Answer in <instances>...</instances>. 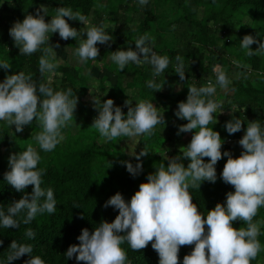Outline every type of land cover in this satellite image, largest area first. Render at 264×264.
I'll return each instance as SVG.
<instances>
[{"label":"clouds","instance_id":"clouds-1","mask_svg":"<svg viewBox=\"0 0 264 264\" xmlns=\"http://www.w3.org/2000/svg\"><path fill=\"white\" fill-rule=\"evenodd\" d=\"M137 2L146 6L149 0ZM46 15L48 8L42 5L35 15H27L9 30L21 55L44 53L39 60L42 76L54 73L60 63L55 50L60 45H51L49 34L58 33L65 41L76 39L79 47L75 49V59L81 64L97 59L100 55L98 43L113 41L104 25L88 26L87 17L79 11L59 7L50 21H46ZM69 20L82 22L86 31L72 27ZM81 35L86 39H79ZM153 43L154 38L145 34L135 41V49L129 47L112 52L110 60L121 72L129 64L150 65L153 79L147 81V87L158 91L164 83H157L155 78L165 73L170 60L157 54ZM253 44H259L257 50L252 49ZM240 47L246 50L247 56L264 55V43L252 35L244 36ZM175 59V73L183 81L186 79L184 60L180 55ZM0 69L8 70L11 66L0 58ZM214 71L215 82L209 80L205 86L189 87L187 100L178 104L176 117L188 123L179 126L177 134L196 130L191 142L181 149L182 157L168 158L166 168L161 165L155 173L149 174L147 182L140 184L130 202L119 192L106 201L105 208L111 206L119 211L115 220L102 222L94 232L83 229L78 236L80 243L69 246L65 253L67 259L75 258L77 264H131L122 245L127 243L138 252L151 242L158 253L159 264H179L180 248L185 245H194V249L184 256L183 264H250L264 250L258 240L264 222H253L258 210L264 207V125L258 121L248 123L245 135L239 140L244 149L239 158L222 151L224 141L220 133L208 126L217 123L214 120L217 110L223 111V104L213 99L217 86L228 90L232 80L225 71ZM125 103L131 105L132 100ZM77 104L78 97L74 96L73 89L54 90L50 76L48 83H37L30 74L19 72L7 75L0 82V121L15 125L16 132H22L34 119L38 121L42 131L34 139L43 152L54 151L65 139L62 129L73 119ZM94 104L99 115L92 126L106 142L121 137L132 142L131 154L138 163L125 162V165L134 177L140 175L143 172L141 158L151 151L145 147L137 154L136 138L154 134L156 126L165 122L164 115L152 101H137L126 116L113 99L101 102L96 98ZM243 123L244 120L233 116L225 124L226 131L229 135L235 134L242 130ZM224 157L228 159L220 179L235 191L228 192L226 202L218 203L205 216L193 202L190 189L200 188L205 181L216 183V165ZM185 158L190 159L187 167L182 162ZM205 158H209L207 162ZM40 161V152L31 146L9 157L10 170L5 173V181L25 195L10 204L7 211L0 205V228H19L21 220L27 225L38 215L55 213L56 197L52 188L42 187L45 170L38 167ZM29 185L34 186L30 194L25 191ZM236 221H242L247 227L237 229L234 227ZM35 235L31 228L26 231L29 239H34ZM3 243L0 240V245ZM9 249L6 260H0V264H12L25 254L31 255L25 264H45L40 256L33 255L31 244L13 241Z\"/></svg>","mask_w":264,"mask_h":264},{"label":"trees","instance_id":"trees-1","mask_svg":"<svg viewBox=\"0 0 264 264\" xmlns=\"http://www.w3.org/2000/svg\"><path fill=\"white\" fill-rule=\"evenodd\" d=\"M157 1L165 4L168 0ZM176 3L184 8L182 10L184 14L181 15L183 18L187 19L192 15L194 16V20L191 22H194L197 28L196 34L191 35V40L187 45L179 51L175 49V51H171L175 57L177 55L184 57L186 79L183 80V90L163 92V88L158 91L149 89L147 81L153 79V77L145 72L146 64L137 66V68H133L135 64H129L121 72L114 63H106L104 64L105 69L118 75L119 78L115 85H107V76L103 77L101 85L108 90V94L101 97V99L103 101L113 99L115 105L120 106L126 116L128 110L125 100L128 97V89L139 90L141 99L154 100L160 97L172 102L166 107L165 112H161L165 121L177 119L179 128V126L188 123L187 120L177 118L175 113L178 104L187 100L189 87L193 85L197 87L205 86L209 80L215 82L214 66L217 63L233 68V65H236L235 67L238 66L239 70L227 69L226 73L232 79L230 86L235 89L232 105L229 108L233 107V103H235L238 109L235 108L232 115L219 118L216 124L212 123L208 127L220 133L224 141L222 151H229L232 153L233 158H239L243 150L240 152L233 151L232 146L227 143L228 140L242 139L245 133L244 128L247 129L248 123L258 121L264 125V114L261 113V110L264 109V55L247 56L246 50L240 47L242 39L236 41L229 37L223 39L224 31L222 29L228 26L229 22L237 15L241 16V20L244 17H251L252 23L248 24L249 27H245V29L250 32V35L264 43V0H189L187 3L176 0ZM109 4L110 2L105 4L102 0H13V4L6 3L2 9L10 10V6H12L14 9L27 10L35 14L40 6L48 5L47 17L50 19L51 16L56 14L57 8L66 7L71 8L73 11H79L88 19L90 14L94 13L95 6H109ZM144 11L147 12L145 14L146 19L144 18L141 22L140 26L142 28L136 31L128 29L124 24L125 19L117 16V26L113 32V37L118 45L122 42L124 35L137 36L142 29H145V34H147L148 30L152 29L153 23L156 22V14L150 7L148 8V4L144 7ZM10 18L1 15L0 12V20L3 23ZM68 22L72 27L80 30V21L69 20ZM12 44L15 45L13 38L7 36L0 23V58L5 59L11 66V69L8 70L0 69V82L7 75L24 72L30 74L37 83H48L46 75L42 76L39 72V60L44 53L38 51L31 56L21 55L19 48L16 45L13 48ZM67 44L75 48L79 47V42L74 38H69ZM156 45L158 53L165 56L163 52L166 48L165 45ZM251 47L253 50H257L259 44H253ZM167 57L170 60L169 67L156 81L157 83H164L163 87H172L176 81L182 80H180L179 74L175 73L176 59H171V56ZM96 60H89L87 64H82L81 67L59 65L55 70V78L59 83L54 80L51 87L57 91H66L68 88H72L74 96L78 97V101L83 108H86L84 99L92 87L85 70L94 68ZM130 70L135 76H133V79L127 80L125 74ZM238 71L241 72V79L237 77ZM244 96L254 102V106L248 105L247 101L243 102L241 97ZM131 105L135 107L136 104L132 103ZM233 116L244 120L243 126L245 127H242L241 131L229 135L225 124ZM93 123L90 125L88 133L90 139L70 140L62 147L58 145L52 152H43L34 139L42 131L38 121L34 119L31 125L25 126L33 131L31 133L25 132L23 135L14 133L12 126H9L5 121L2 122L0 125V205L7 211L10 204L25 195V192H17L5 181V173L10 170V156L4 150L13 147L16 151L21 152L30 146H37V151L41 155L38 167L45 170L42 177V187L53 189L57 208L54 214L44 213L38 215L30 224L25 225L21 220L19 228H0V240L4 242L3 245H0V260H6L11 243L16 241L20 244H31L34 249L33 255L40 256L45 264H77L75 258L67 259L65 253L69 246L80 243L78 236L82 234V230L87 228L90 232H94L102 222H113L119 214V211L111 206L105 208L106 201L119 192L130 202L132 196L139 190L140 184L147 182L149 174L155 173L161 165L167 167L168 159L163 152L148 149L151 151L149 155L141 158L143 172L134 177L127 171L125 162H131L135 165L138 161L135 158L133 160L128 158L123 150L116 152L113 149L114 141L107 144L100 143L98 140L100 134L92 126ZM66 130H69L68 125L62 129V132ZM195 132L196 130L179 134L173 145L174 150H176L185 135H190V143ZM153 136L154 134L141 137L138 144V153L145 148L147 141ZM166 142L163 141L164 144ZM208 159L205 158V161L207 162ZM227 159V157L222 158L216 165L218 176L216 183L205 181L200 188L190 189L193 202L197 204L198 210L205 216L218 203L226 202L228 192L235 191L233 186L224 183L220 179ZM187 160L189 164L190 159ZM33 187L29 185L25 191L30 194ZM257 221L264 222V207L260 208L257 216L254 217L253 222ZM234 227L237 229L240 227L246 228L247 225L242 221H236ZM29 228L36 233L34 239H29L26 236V231ZM205 229L207 230V225H205ZM260 232L258 240L262 249H264V224H261ZM122 247L127 251L131 264H159L158 253L151 247V242L145 249L138 252L133 251L127 243L123 244ZM193 249L194 245L181 246L179 264H183L184 256L190 254ZM30 258V254H25L23 257L12 261V264H25ZM261 262H264V250L250 264H261ZM79 264H85V262H79Z\"/></svg>","mask_w":264,"mask_h":264},{"label":"rangeland","instance_id":"rangeland-1","mask_svg":"<svg viewBox=\"0 0 264 264\" xmlns=\"http://www.w3.org/2000/svg\"><path fill=\"white\" fill-rule=\"evenodd\" d=\"M103 3H109V6L104 5H97L94 7L95 11L90 14V17L88 20V26H100L104 25L106 32L112 36L113 41H110L108 44H97V47L100 49V55L97 57L96 60V66L92 69L85 70V74L89 77V81L91 84V90L87 93L85 96L84 102L86 103V108H83L82 104L78 101L77 109L74 113V118L68 123L69 130H66L65 132H62L65 139L62 141L60 147L64 146L67 141L70 140H77L81 139H90L88 136L90 125L94 122L95 118L99 115V112L94 104V100L97 98L98 100H101V102H104L101 97H105L108 94V90L104 89L101 85V80L104 76H107L106 83L107 85H115L119 76L114 74L113 72L106 70L104 64L106 63H112L110 60V56L112 55V52H115L117 50L123 49L128 50L129 47L135 49V41L139 39L141 36L145 35V29H142L140 31L141 33L139 35H124L122 37V42L118 45L116 43V40L113 37V32L116 29L117 26V16L119 18L125 19V26L128 27V29H132L133 31H136L137 29H141L142 27L141 22L145 18V14L147 13L144 11V7L146 6H140L137 2V0H102ZM182 3H187L189 0H180ZM6 3L13 4V0H0V12L1 15L11 17L10 19L6 20L4 23L0 20L1 28L2 30L7 34V36H10L9 30L17 21H23V19L26 18L27 15L32 14L31 12H28L27 10L20 11L19 9H14V7L10 6V10L2 9L4 8V5ZM48 8V5H43ZM152 9L156 14V22L153 23L152 29L148 30L147 34H149L152 38H154V43L152 44L153 50L158 53L157 45L156 44H162L165 45V49L163 50L165 56H171L172 58H175V55L171 51H179L183 46L187 45L191 40V35L196 34V26L194 25V22L191 21L194 20V16H190L187 19L183 18L181 15L184 14L182 10H184L183 7L179 6L176 3V0H168L165 4L158 2L157 0H149L148 8ZM41 8V6H40ZM202 11V10H199ZM196 12V9H195ZM188 13V11H187ZM13 14V15H12ZM241 16H236L234 19H232L228 26H226L222 31H224V38L229 37L231 39H235V41L243 39L244 36L250 35V32L245 29V27L248 24L252 23L251 17H244L240 18ZM48 19L47 15L45 16L46 21H50ZM146 19V18H145ZM80 29H84L86 31V25H84L82 22L80 23ZM50 41L49 43L53 46H55L57 43L60 45L59 48H56L57 57L60 61L59 65H71L74 67H81V63H77L75 59V47L69 46L67 44V41L61 39L59 37L58 33L55 34H49ZM79 39H86L85 36L81 35ZM12 47L14 48L15 45L12 44ZM175 49V50H174ZM35 54V53H34ZM160 55V54H159ZM184 58V57H183ZM106 61V62H105ZM105 62V63H104ZM134 65V64H131ZM233 67H226L225 65L217 63L214 66V69L216 70H223L226 72V70H239V68L235 67L236 65H233ZM133 68H137L136 65L133 66ZM145 72L152 76V67L148 64H146ZM240 71L237 73V77L239 79L242 78V75H240ZM49 76L51 77V83L55 80L57 83L59 81L55 78V72L52 74H46L47 81H49ZM133 76L135 74L132 72V70L126 72L125 77L127 80L133 79ZM159 77H156L155 79H158ZM230 78V77H229ZM231 79V78H230ZM232 80V79H231ZM184 84L183 81H176L174 86H165L163 87L162 91H174L178 92L183 90ZM139 90L137 89H128L127 90V100H132V103H137V101H152L154 106H156L159 110V112H165L166 107L168 105L172 104V102L168 100H164L159 98H156L154 100H145L141 99L139 97ZM235 94V89L231 86H229L228 90H222L217 86V93L214 96L215 100L218 102H221L223 104V111L220 113V110H217V115L215 116L214 120L219 121V118H226L229 115L233 114V110L238 109V107L234 104L233 107L229 108V106L232 105L233 97ZM241 100L243 102L248 103V105L254 106V102H252L248 97H241ZM126 104V103H125ZM133 105H126L127 110L129 111V108ZM233 108V110H232ZM228 109V111H226ZM261 113L264 114V109L261 110ZM127 115V114H126ZM248 117V115H247ZM175 120H166L164 123H161L156 126L154 130V136L150 137L147 141L145 147L147 149H152L155 151H161L165 154V157L168 158H174L181 156L182 157V148H186L190 141V135H185L182 139V141L179 143L176 150H174V143L178 136V124L179 122ZM4 121H0V125ZM89 123V125H87ZM245 127V126H243ZM12 130L16 134L23 135V133H31L33 130L25 127L22 132H16L15 125H12ZM41 132V131H40ZM244 132H246L244 128ZM190 133V132H189ZM245 133L243 134V136ZM142 136L137 137L136 141H139ZM145 138V137H144ZM167 139H170L169 141ZM98 140L102 144H107L100 135L98 136ZM167 141L165 144L163 141ZM131 141L128 140L126 137L118 138L113 143V149L116 152H120L123 150V152L127 155L128 158L133 160L135 157L131 154L132 149L130 147ZM231 146L233 151L240 152L241 150L244 151L242 146L239 144V140H228V142ZM135 145V151L138 154L139 145ZM37 150V146L33 147ZM4 152L11 156L12 154L20 153L16 151L13 147L6 148ZM154 152V151H153ZM185 167L188 164V160L185 158L182 160ZM261 264H264V262H261Z\"/></svg>","mask_w":264,"mask_h":264}]
</instances>
